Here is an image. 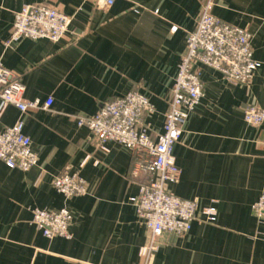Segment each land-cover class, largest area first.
I'll return each mask as SVG.
<instances>
[{
    "label": "crops",
    "instance_id": "1",
    "mask_svg": "<svg viewBox=\"0 0 264 264\" xmlns=\"http://www.w3.org/2000/svg\"><path fill=\"white\" fill-rule=\"evenodd\" d=\"M0 0V64L23 91L44 103L22 117L38 164L28 172L0 163V264H264V220L252 205L264 195V124L245 123L243 109L264 110V0H212V15L246 30L260 63L247 85L195 66L203 98L182 126L173 157L180 170L173 196L213 206L214 224L194 221L183 237L164 234L148 260L149 233L131 202L146 176L132 177L133 157L118 143L99 148L79 119L132 91L148 97L149 136L163 133L171 91L186 40L208 0ZM56 8L72 18L58 43L24 39L7 45L14 15L25 5ZM20 118L0 109V134ZM78 173L88 194L65 199L53 187L66 170ZM66 209L69 239H46L32 224L34 210Z\"/></svg>",
    "mask_w": 264,
    "mask_h": 264
},
{
    "label": "built area",
    "instance_id": "2",
    "mask_svg": "<svg viewBox=\"0 0 264 264\" xmlns=\"http://www.w3.org/2000/svg\"><path fill=\"white\" fill-rule=\"evenodd\" d=\"M115 0H97L95 8L105 10ZM212 0L202 8L195 29L188 34L186 53L180 61L177 76L171 91L170 110L165 116L163 133L157 140L149 136V126L142 120L144 113L153 107L147 96L132 91L122 98L104 102L96 115L79 119L78 125L90 131L99 148L106 151L108 142L118 143L132 154V177L144 175L147 179L140 185L138 195L131 202L140 221L149 233V244L141 251L146 260L158 248L164 234L185 236L194 221L214 224L217 211L213 206L199 209L196 201L182 200L170 194L166 187L175 185L180 170L173 157V148L178 143L182 126L189 114L203 98L200 74L195 66H204L220 73L233 85H247L252 80L260 63L254 60L253 36L244 29L231 26L212 15ZM72 18L60 10L43 5H25L14 15V23L7 45L24 39H46L58 43L68 33ZM22 85L0 64V109L14 106L20 118L0 134V163L8 169L28 172L38 164L30 139L24 134L22 117L37 109L47 111L52 99L23 101ZM246 124L259 127L264 124V110L255 106L243 109ZM54 189L65 199L88 194L85 181L78 173L67 169L53 181ZM259 221L264 220V195L252 205ZM32 224L46 239H69L71 214L59 211L34 210Z\"/></svg>",
    "mask_w": 264,
    "mask_h": 264
}]
</instances>
